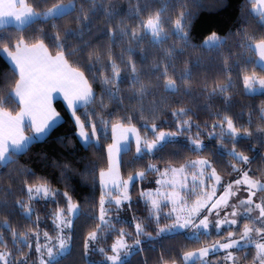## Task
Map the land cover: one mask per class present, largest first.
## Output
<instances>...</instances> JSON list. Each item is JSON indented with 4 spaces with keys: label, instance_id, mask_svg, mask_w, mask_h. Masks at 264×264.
I'll return each instance as SVG.
<instances>
[{
    "label": "snow or ice",
    "instance_id": "6c2138e0",
    "mask_svg": "<svg viewBox=\"0 0 264 264\" xmlns=\"http://www.w3.org/2000/svg\"><path fill=\"white\" fill-rule=\"evenodd\" d=\"M205 8L0 0V264H264V0L193 44ZM69 121L78 160L20 163Z\"/></svg>",
    "mask_w": 264,
    "mask_h": 264
},
{
    "label": "trees",
    "instance_id": "16d2710c",
    "mask_svg": "<svg viewBox=\"0 0 264 264\" xmlns=\"http://www.w3.org/2000/svg\"><path fill=\"white\" fill-rule=\"evenodd\" d=\"M202 2L206 5V8L199 11L194 23H193V29H192V43L193 44H202L203 40L211 34V32L215 31L218 33V35L225 36L227 35L228 31L235 30L237 25L240 23L241 20V6L244 3V0H223V6L217 2V0H202ZM121 3H126V0H121ZM232 46V41H229V45L227 47ZM225 49V53H226ZM213 54L203 53L200 54V58L202 62L208 63L210 59L212 58ZM239 101L243 104H251L256 103L259 104L261 102V98L257 97L255 101L245 99L244 97H239ZM57 110L61 111L63 108V104L61 101L55 102ZM234 112H240L241 109L237 105L233 109ZM247 110L245 109V112ZM201 120L207 119V114L204 112L198 113ZM62 115H65L62 112ZM65 119H67L65 115ZM246 119V116H245ZM72 135L71 130V122L66 124H62L61 126H58L50 135V137L47 139L46 142H42L39 144H36L32 147L30 153L27 156H23L20 158V163L27 164V166L33 168L37 174H47L50 176V178L55 179V177L58 175V172L55 168L49 167V165L52 164L53 161L58 160H73V159H79V157H73L71 154V147L65 148L62 143H60V138L63 137H70ZM64 143H67V140L64 141ZM75 143V142H73ZM80 155H83V153H80ZM47 157L45 160L43 157ZM151 179V177L149 178ZM62 188V185H56ZM74 186L77 187V191L81 197H83L85 194H87V190L81 189L79 187V180H77L74 183ZM38 211L41 214V217L43 219L45 209L43 204H38L37 206ZM52 208V205H48V209L50 210ZM143 205L140 206V211H142ZM50 224V220L48 221ZM110 243V241H109ZM170 243L179 245L182 243L181 240L171 241ZM93 260L99 261L102 259L100 256H93ZM79 264H83L82 261L79 262Z\"/></svg>",
    "mask_w": 264,
    "mask_h": 264
},
{
    "label": "crops",
    "instance_id": "0c3cea01",
    "mask_svg": "<svg viewBox=\"0 0 264 264\" xmlns=\"http://www.w3.org/2000/svg\"><path fill=\"white\" fill-rule=\"evenodd\" d=\"M57 101H61V100L58 98Z\"/></svg>",
    "mask_w": 264,
    "mask_h": 264
}]
</instances>
